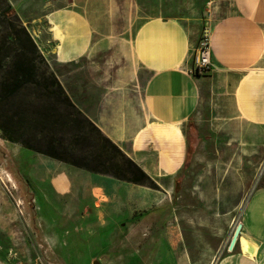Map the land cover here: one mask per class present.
Segmentation results:
<instances>
[{"label": "crops", "instance_id": "1", "mask_svg": "<svg viewBox=\"0 0 264 264\" xmlns=\"http://www.w3.org/2000/svg\"><path fill=\"white\" fill-rule=\"evenodd\" d=\"M140 2L147 17L139 15ZM151 2L7 0L11 12L30 26V36L50 68L69 70L58 79L72 103L158 190L77 170L40 155L37 167L46 168L51 192L60 197L70 193L74 181L82 183L86 174L91 195L125 220L162 210L161 205L169 203V193L190 152L185 130L191 126L224 130L232 137L236 133L238 150L247 142L244 130H263L261 138L254 135L248 142L257 150L264 148V0L207 4L214 7L211 68L201 76L191 72L200 38V30L187 25L196 20L194 16L171 17L166 15L171 8L160 7V3L169 7L163 0H158L157 10ZM27 8L29 15L23 17ZM79 72L84 80L71 77ZM15 146L19 152L24 150ZM55 181L64 183L63 191L57 190ZM259 183L236 222L242 228L231 252L227 246L236 224L198 241L189 253L184 242L166 243L165 236L164 246L174 247L173 264H264V177ZM151 196L150 205L141 203ZM170 211L158 215L168 217ZM167 231L164 228V235Z\"/></svg>", "mask_w": 264, "mask_h": 264}, {"label": "rangeland", "instance_id": "2", "mask_svg": "<svg viewBox=\"0 0 264 264\" xmlns=\"http://www.w3.org/2000/svg\"><path fill=\"white\" fill-rule=\"evenodd\" d=\"M163 1L169 7L160 3L162 9L171 8L166 15H193L196 20L187 22L190 28H198L200 35L205 28L210 31L214 7L207 4L212 0ZM142 2L139 15L147 17ZM150 5L157 10L158 0ZM8 6L7 0H0V11ZM28 11L22 12L23 17ZM9 15H15L29 33L28 24L11 11ZM71 77L85 79L82 72ZM192 128L185 130L190 152L169 193V203H163L162 210L130 215L128 220L105 210L108 206L102 205L103 200L91 195L86 174L82 183L74 181L67 195H53L46 168L37 167L41 157L19 152L0 132V168L15 187L9 196L0 186V264H92L102 256L106 257L102 264H173L174 247L164 246L165 236L166 243L174 239L184 242L189 253L200 244L198 241L221 234L229 223L235 225L264 177V148L257 150L248 142L254 135L261 138L263 130H244L247 142L238 150L236 133L232 137L224 130ZM62 183L55 181L57 190H64ZM17 201L20 208L15 205ZM152 201V196L144 197L141 203L150 205ZM167 209H171L168 217L158 215ZM164 228L168 230L165 235Z\"/></svg>", "mask_w": 264, "mask_h": 264}, {"label": "trees", "instance_id": "3", "mask_svg": "<svg viewBox=\"0 0 264 264\" xmlns=\"http://www.w3.org/2000/svg\"><path fill=\"white\" fill-rule=\"evenodd\" d=\"M10 11L9 6L0 11L3 139L74 169L157 191V185L72 103L58 79V68H50L27 29Z\"/></svg>", "mask_w": 264, "mask_h": 264}, {"label": "built area", "instance_id": "4", "mask_svg": "<svg viewBox=\"0 0 264 264\" xmlns=\"http://www.w3.org/2000/svg\"><path fill=\"white\" fill-rule=\"evenodd\" d=\"M192 74L201 76L209 72L211 68V45H210V31L205 28L200 35L197 47L195 48L192 60ZM0 186L6 194L11 196V191L15 189L10 178L1 171L0 168ZM17 208L21 207L19 201L15 203ZM20 211V210H19Z\"/></svg>", "mask_w": 264, "mask_h": 264}, {"label": "water", "instance_id": "5", "mask_svg": "<svg viewBox=\"0 0 264 264\" xmlns=\"http://www.w3.org/2000/svg\"><path fill=\"white\" fill-rule=\"evenodd\" d=\"M241 228H242V224L240 222H238L232 232L229 244L227 246V251L231 252L238 240L239 234L241 232ZM106 259V257L102 256L99 258V260L94 261L92 264H102L103 261Z\"/></svg>", "mask_w": 264, "mask_h": 264}]
</instances>
